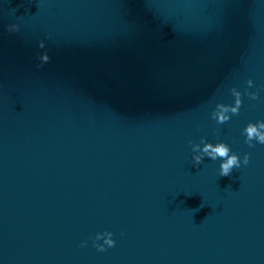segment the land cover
<instances>
[{"label": "water", "instance_id": "obj_1", "mask_svg": "<svg viewBox=\"0 0 264 264\" xmlns=\"http://www.w3.org/2000/svg\"><path fill=\"white\" fill-rule=\"evenodd\" d=\"M258 122L264 0H0V264H264Z\"/></svg>", "mask_w": 264, "mask_h": 264}, {"label": "clouds", "instance_id": "obj_2", "mask_svg": "<svg viewBox=\"0 0 264 264\" xmlns=\"http://www.w3.org/2000/svg\"><path fill=\"white\" fill-rule=\"evenodd\" d=\"M10 32L17 31V27L15 25H10L9 29ZM40 47L43 48V43L40 44ZM42 62H47L49 60V57L47 54H44L40 57ZM248 86L252 87L253 82L251 80L247 81ZM233 96H235V106L234 107H227L222 104H218L216 107L219 109V111H214L212 113V116L214 119L217 120L219 124H223L226 121L230 119L226 113L231 112L233 115L238 114L239 108L241 106V93L238 92L235 88L232 90ZM252 99H256L255 94H250ZM244 132L246 134V143L249 144L251 147V142L253 140H256L260 144H264V122H258L257 124H248V126L244 129ZM203 143V141L201 142ZM193 152H200V155H194L193 161L196 165H199L204 156L206 155L211 160L215 161L217 158H220L223 162L220 164V176H229L233 170V168H239L241 166V161L239 157L236 154L230 155V148L224 144V143H218L215 146H213L210 143H204L203 148H200L199 145L193 146ZM249 162L248 155H245L243 164L247 165ZM112 233L106 232L103 234H97L96 240L103 239L104 244L103 245H95L99 251H105L104 245H107L109 248L115 246V241L112 239ZM81 246H84L83 244Z\"/></svg>", "mask_w": 264, "mask_h": 264}]
</instances>
